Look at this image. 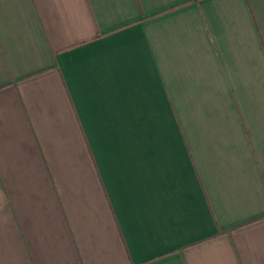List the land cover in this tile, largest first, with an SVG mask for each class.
<instances>
[{
	"label": "crops",
	"instance_id": "0c3cea01",
	"mask_svg": "<svg viewBox=\"0 0 264 264\" xmlns=\"http://www.w3.org/2000/svg\"><path fill=\"white\" fill-rule=\"evenodd\" d=\"M0 264H264V0H0Z\"/></svg>",
	"mask_w": 264,
	"mask_h": 264
}]
</instances>
